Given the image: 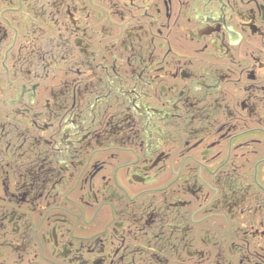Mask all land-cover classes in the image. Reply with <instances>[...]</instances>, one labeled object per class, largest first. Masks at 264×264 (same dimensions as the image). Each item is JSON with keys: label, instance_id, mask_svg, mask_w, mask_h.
<instances>
[{"label": "flooded vegetation", "instance_id": "af4514ba", "mask_svg": "<svg viewBox=\"0 0 264 264\" xmlns=\"http://www.w3.org/2000/svg\"><path fill=\"white\" fill-rule=\"evenodd\" d=\"M0 264H264V0H0Z\"/></svg>", "mask_w": 264, "mask_h": 264}]
</instances>
